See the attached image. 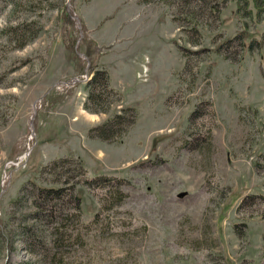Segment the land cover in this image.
<instances>
[{
	"label": "rangeland",
	"instance_id": "374dc122",
	"mask_svg": "<svg viewBox=\"0 0 264 264\" xmlns=\"http://www.w3.org/2000/svg\"><path fill=\"white\" fill-rule=\"evenodd\" d=\"M215 2L195 19L182 0H0V264H264V8ZM96 63L122 92L106 113L84 108ZM126 104L118 142L87 136ZM69 153L126 197L79 186L56 262L25 248L32 198L13 202Z\"/></svg>",
	"mask_w": 264,
	"mask_h": 264
},
{
	"label": "trees",
	"instance_id": "16d2710c",
	"mask_svg": "<svg viewBox=\"0 0 264 264\" xmlns=\"http://www.w3.org/2000/svg\"><path fill=\"white\" fill-rule=\"evenodd\" d=\"M199 2L202 3L204 10L217 13L215 5L217 2L213 3V0H182L183 5L191 7L187 8L188 12L193 10V7H197ZM261 2L262 0H257L260 10L264 8ZM192 14L195 19L199 17L195 10ZM237 36L241 38L243 34L240 33ZM192 42L200 44L201 39L198 37ZM86 89L87 97L84 108L93 113H106L113 105L119 104L123 98L122 92L113 86L108 68L97 63L91 64ZM138 116L139 112L135 106L122 105L105 121L90 127L87 136L107 143L118 142L136 124ZM40 174L42 183H38L35 179H29L21 187L13 202L16 205L24 197H30L34 206L32 212L34 221L21 223L19 232L27 252L41 254L59 262V258L63 256L65 250L75 241L69 222H73L74 215L79 216L82 198L78 187L81 185L90 186L99 179L105 180L104 183L108 182L103 193L107 210L119 206L124 201L126 193L121 188L119 179L106 176L89 178L84 161L73 153L53 159L40 170ZM65 200H67V204ZM44 226L46 230L42 229ZM9 237L5 228L0 226V241H5L8 244ZM12 244L14 245V243Z\"/></svg>",
	"mask_w": 264,
	"mask_h": 264
},
{
	"label": "built area",
	"instance_id": "2783aa9c",
	"mask_svg": "<svg viewBox=\"0 0 264 264\" xmlns=\"http://www.w3.org/2000/svg\"><path fill=\"white\" fill-rule=\"evenodd\" d=\"M60 83H66L65 81H60Z\"/></svg>",
	"mask_w": 264,
	"mask_h": 264
}]
</instances>
